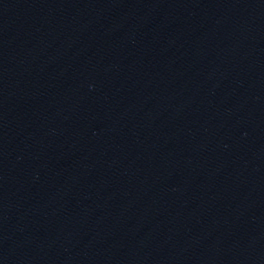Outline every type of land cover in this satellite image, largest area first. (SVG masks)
<instances>
[{
    "label": "water",
    "instance_id": "water-1",
    "mask_svg": "<svg viewBox=\"0 0 264 264\" xmlns=\"http://www.w3.org/2000/svg\"><path fill=\"white\" fill-rule=\"evenodd\" d=\"M0 264H264V0H0Z\"/></svg>",
    "mask_w": 264,
    "mask_h": 264
}]
</instances>
